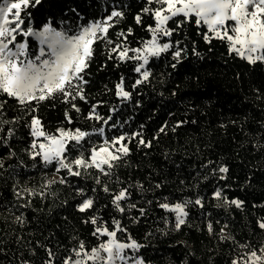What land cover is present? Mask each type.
<instances>
[{"label": "trees", "instance_id": "trees-1", "mask_svg": "<svg viewBox=\"0 0 264 264\" xmlns=\"http://www.w3.org/2000/svg\"><path fill=\"white\" fill-rule=\"evenodd\" d=\"M146 3L147 0H41L39 5L29 7L28 12L37 30L45 23L58 30L75 29L79 24L107 15L118 4L126 19L111 29L109 35L115 40L116 32L131 27L129 45L138 47L142 40L150 38L145 28L154 24L150 16H144L143 27L135 23L134 17ZM169 27L174 28L175 23L169 22ZM198 31L204 29H198L193 21L174 34L172 39L182 41L181 47L187 48L185 58L176 68L171 67L175 63L171 54L150 60L153 73L150 82L135 89L132 85L139 77L133 71L134 64L126 62L117 66L116 60L108 59L105 46L96 44L94 60L88 69L90 76L86 77L90 81L85 87L89 103L77 101L82 112L70 110L69 105L57 99L42 103L36 113L49 132H55L58 127L93 131L101 125L85 119L91 104L102 101L97 111L105 117L110 114V108L118 109L114 120L127 123L122 129L108 130L106 126V136L142 131L143 138L151 141L152 146L138 147L132 141L131 154L116 170L123 183L104 179L113 190L132 186V202L146 208L148 215L133 222L132 218L139 216L138 211L121 215L111 206L110 195L99 188L96 193L90 191L98 187L92 179L79 178H69L68 185L55 184L45 189L54 195L34 198L30 208H13L17 203L14 184L18 182V187L40 191L45 180L53 178L52 168L46 169L39 158L30 159L27 149L32 137L25 121H21L15 125L16 136L10 141L15 155L9 156V148L0 146V157L5 164V168H0V264L23 261L44 264L48 259L46 248L59 256L67 255V249L76 244L73 237L85 240L89 247L96 244L91 236L92 226L84 224L85 215L77 211L80 198L75 195V187L89 189V195L96 197L98 214L109 225L112 217L121 219L129 233L146 245L141 254L147 264H230L239 249L210 235L206 227L209 221L217 233L226 224V231L236 241L250 242L259 249L264 243V231L257 227V221L264 218V65L250 66L230 55L221 41L206 43ZM29 39L31 47L38 48V42ZM193 45L199 55L193 53ZM122 75L126 90L132 92L129 101L115 95V85ZM5 107L7 118L21 115L15 101L8 100ZM66 110L73 118L71 124L65 120ZM164 126L166 132L160 133ZM91 141L98 144L102 138L93 135ZM91 146L86 143L84 147ZM88 154L86 151L85 155ZM72 155L77 152L73 151ZM209 161L213 163L204 167ZM220 165L229 169L226 180H220L219 173L213 174L212 170ZM156 184L162 187L158 189ZM136 185H142L143 191ZM217 188H223L230 200L243 201V207H217L218 201L212 196ZM197 196L204 198V208L191 206L188 224L179 232L169 231L171 225L166 227L161 219L166 214L156 206L157 200L168 197L175 203ZM149 200L153 201L151 205L147 203ZM21 213L27 219L24 225L14 222V216Z\"/></svg>", "mask_w": 264, "mask_h": 264}, {"label": "snow or ice", "instance_id": "snow-or-ice-1", "mask_svg": "<svg viewBox=\"0 0 264 264\" xmlns=\"http://www.w3.org/2000/svg\"><path fill=\"white\" fill-rule=\"evenodd\" d=\"M40 3L41 0L0 2V97L5 98L0 100V146L8 147V155L14 156L10 141L16 136L15 125L25 121L32 137L27 149L30 159L36 161L39 158L46 169H53V178L46 179L40 191L27 186L18 187V182L14 184L13 196L17 203L12 207L30 208L34 198L44 199L50 194L54 195L45 189H51L55 184L68 185L69 178L92 179L94 185L98 186L91 188L92 193H96L99 188L110 195L111 206L121 215H129L133 210L138 211L139 216L132 219L133 222H139L141 217L148 215V210L132 202V186H121L113 190L104 178L122 184L116 170L131 154L129 144L136 141L138 147L150 148L151 141L143 138L142 131H121L118 136L108 138L106 126L108 130L122 129L127 122L114 120L118 111L116 108H110V114L106 117L101 115L97 108L102 101L91 104L85 117L88 121L100 123L101 126L93 131L58 127L55 132H49L36 115L39 106L44 102L59 99L69 105L70 110L82 112L77 101L89 103L85 87L90 81L86 77L90 76L88 69L94 60L96 44L105 46L108 59L116 60L117 66L126 62L134 64L133 71L139 78L132 85L133 89L150 82L153 74L150 60H158L165 54H171L175 61L171 67L176 68L185 58L187 48L181 47L182 41H174L172 37L179 34L185 24L193 21L198 29H204L197 34L202 35L206 43L211 44L213 40H219L227 45L230 55H235L250 66L264 65V0H147L145 7L136 14L134 20L138 26L143 27L144 16H150L154 24L145 28L150 38L142 40L138 47L129 45L128 37L133 34L131 27L126 31L120 29L116 32L115 40L109 35L111 29L126 19L124 10L118 4L113 5L107 15L90 20L86 24H79L75 29L58 30L51 23H45L37 30L32 26L28 9ZM169 22L175 23V27H169ZM29 38L38 42V48L31 47ZM192 51L199 55L195 45ZM115 95L122 101L132 99V92L126 90L123 75L115 85ZM8 100L15 101L21 115L6 117L5 105ZM26 117L30 119L25 120ZM65 120L69 124L73 123L69 110L65 111ZM172 130L175 131V128ZM159 132L165 133L166 126L161 127ZM93 135L101 137L102 141L98 144L92 143ZM86 143L92 146L86 149ZM73 151H76L77 155L73 156ZM86 151L89 153L87 156ZM212 163L209 161L204 167ZM0 168H5L2 157ZM212 171L213 174H220V180H226L229 169L220 165ZM60 173L64 175H59ZM136 187L143 191L142 185ZM155 187L159 189L162 185L156 184ZM74 191L80 198L77 211L85 215L82 222L92 226L91 236L97 242L89 247L85 240L73 237L76 244L67 249V255L64 256L46 248L48 259L44 264H147L141 254L146 245L138 242L129 233L121 219L112 217L109 225L108 221L98 214L96 197L89 195L88 188L75 187ZM212 196L218 201L217 207H243V201L230 200L223 188H217ZM21 201L23 203H20ZM147 203L151 205L153 201L149 200ZM156 206L166 214L161 219L166 227L171 225L169 231L179 232L188 224L189 208L198 206L202 209L205 205L204 198L197 196L195 199L187 198L175 203L164 197L162 201L157 200ZM89 213L92 214L88 215ZM169 216L172 219H169ZM14 222L26 224L24 213L14 216ZM206 227L210 235L218 236L223 242H231L239 249L230 264H264V243L259 249L250 242L240 243L234 235L226 231V224L221 227L219 233L211 221ZM257 227L264 231V218L257 221ZM22 264L29 262L23 261Z\"/></svg>", "mask_w": 264, "mask_h": 264}, {"label": "rangeland", "instance_id": "rangeland-1", "mask_svg": "<svg viewBox=\"0 0 264 264\" xmlns=\"http://www.w3.org/2000/svg\"><path fill=\"white\" fill-rule=\"evenodd\" d=\"M53 177V176H52Z\"/></svg>", "mask_w": 264, "mask_h": 264}]
</instances>
